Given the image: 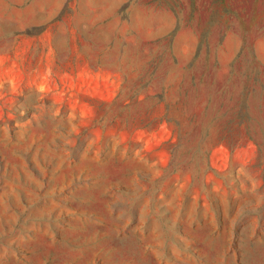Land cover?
I'll use <instances>...</instances> for the list:
<instances>
[{
  "label": "rangeland",
  "instance_id": "1",
  "mask_svg": "<svg viewBox=\"0 0 264 264\" xmlns=\"http://www.w3.org/2000/svg\"><path fill=\"white\" fill-rule=\"evenodd\" d=\"M0 264H264V0H0Z\"/></svg>",
  "mask_w": 264,
  "mask_h": 264
}]
</instances>
